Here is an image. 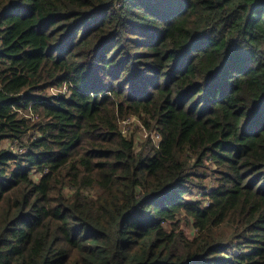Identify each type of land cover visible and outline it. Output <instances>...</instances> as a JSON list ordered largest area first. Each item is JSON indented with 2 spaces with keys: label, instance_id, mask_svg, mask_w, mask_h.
<instances>
[{
  "label": "trees",
  "instance_id": "1",
  "mask_svg": "<svg viewBox=\"0 0 264 264\" xmlns=\"http://www.w3.org/2000/svg\"><path fill=\"white\" fill-rule=\"evenodd\" d=\"M0 264H264V0H0Z\"/></svg>",
  "mask_w": 264,
  "mask_h": 264
},
{
  "label": "rangeland",
  "instance_id": "2",
  "mask_svg": "<svg viewBox=\"0 0 264 264\" xmlns=\"http://www.w3.org/2000/svg\"><path fill=\"white\" fill-rule=\"evenodd\" d=\"M51 94L59 93V89H51L49 91ZM120 129L123 131L125 135L128 137H133L134 141L136 143V149H140L141 146L147 141L149 137L155 141L157 139L156 134L158 133L157 130L149 131L139 120L138 118L131 116L126 118L125 120H121L119 122ZM36 177V175H34ZM169 228V226H168ZM182 228L188 235V237L192 238L196 232L193 228L192 223L190 221H187V218H185V215H182Z\"/></svg>",
  "mask_w": 264,
  "mask_h": 264
},
{
  "label": "built area",
  "instance_id": "3",
  "mask_svg": "<svg viewBox=\"0 0 264 264\" xmlns=\"http://www.w3.org/2000/svg\"><path fill=\"white\" fill-rule=\"evenodd\" d=\"M121 131H122V130H121ZM122 133H123V131H122ZM123 134H124V133H123ZM155 134H156V137H157V139H156L155 141H153V139H152L151 137H149V138L151 139L153 145H154L155 147H158V146H159V143H160V140H161V136H160L159 133H155ZM124 135H125V134H124ZM125 136H127V135H125Z\"/></svg>",
  "mask_w": 264,
  "mask_h": 264
}]
</instances>
